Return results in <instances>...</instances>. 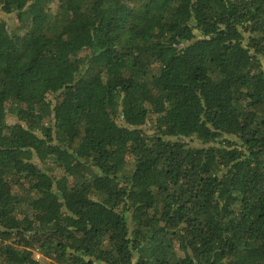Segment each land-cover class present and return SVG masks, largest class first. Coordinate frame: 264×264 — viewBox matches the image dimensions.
Instances as JSON below:
<instances>
[{
	"label": "trees",
	"instance_id": "obj_1",
	"mask_svg": "<svg viewBox=\"0 0 264 264\" xmlns=\"http://www.w3.org/2000/svg\"><path fill=\"white\" fill-rule=\"evenodd\" d=\"M0 264H264V0H0Z\"/></svg>",
	"mask_w": 264,
	"mask_h": 264
},
{
	"label": "rangeland",
	"instance_id": "obj_2",
	"mask_svg": "<svg viewBox=\"0 0 264 264\" xmlns=\"http://www.w3.org/2000/svg\"><path fill=\"white\" fill-rule=\"evenodd\" d=\"M34 256H35V259H36V260H39V259H40V255L35 254Z\"/></svg>",
	"mask_w": 264,
	"mask_h": 264
}]
</instances>
